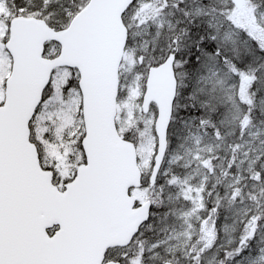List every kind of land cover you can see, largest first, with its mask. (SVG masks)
<instances>
[{
	"label": "snow or ice",
	"instance_id": "1",
	"mask_svg": "<svg viewBox=\"0 0 264 264\" xmlns=\"http://www.w3.org/2000/svg\"><path fill=\"white\" fill-rule=\"evenodd\" d=\"M0 264H264V0H0Z\"/></svg>",
	"mask_w": 264,
	"mask_h": 264
}]
</instances>
